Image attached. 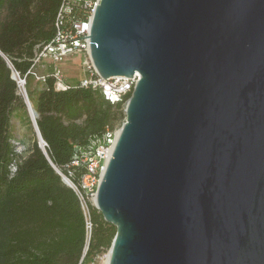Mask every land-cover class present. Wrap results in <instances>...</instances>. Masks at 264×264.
<instances>
[{"label": "water", "instance_id": "water-1", "mask_svg": "<svg viewBox=\"0 0 264 264\" xmlns=\"http://www.w3.org/2000/svg\"><path fill=\"white\" fill-rule=\"evenodd\" d=\"M89 40L102 78L140 75L97 189L107 264H264V0H99Z\"/></svg>", "mask_w": 264, "mask_h": 264}, {"label": "trees", "instance_id": "trees-1", "mask_svg": "<svg viewBox=\"0 0 264 264\" xmlns=\"http://www.w3.org/2000/svg\"><path fill=\"white\" fill-rule=\"evenodd\" d=\"M60 2L0 0V264H87L109 249L115 234V227L91 207L84 253L85 221L77 196L53 165L67 173L74 146L117 127L125 118L124 103L111 104L91 87L56 90L51 78L36 81L41 89L30 101L46 154L37 141L26 156L12 143L11 117L25 104L12 71L23 77L35 47L52 38ZM30 80L27 74L25 84Z\"/></svg>", "mask_w": 264, "mask_h": 264}, {"label": "built area", "instance_id": "built-area-1", "mask_svg": "<svg viewBox=\"0 0 264 264\" xmlns=\"http://www.w3.org/2000/svg\"><path fill=\"white\" fill-rule=\"evenodd\" d=\"M98 2L99 0H61L54 19L52 38L35 47L31 65L23 77L12 71L21 95H25L26 75L30 74L35 81L42 83L51 78L56 90L91 87L98 89L103 98L111 104L117 102L126 104L127 96L140 75L135 72L131 77L114 76L104 79L97 73L90 58V27ZM77 54L82 55L81 77L71 81L62 70V62ZM119 131L120 127L107 129L102 136L91 138L85 146H74L67 165V173L61 172L53 165L61 179L77 196L85 221L84 253L88 247L92 227L90 209L96 206L97 189ZM75 171H78L76 179Z\"/></svg>", "mask_w": 264, "mask_h": 264}, {"label": "rangeland", "instance_id": "rangeland-1", "mask_svg": "<svg viewBox=\"0 0 264 264\" xmlns=\"http://www.w3.org/2000/svg\"><path fill=\"white\" fill-rule=\"evenodd\" d=\"M5 14L2 15L4 17ZM82 61V55L77 54L74 56H70L66 58L62 62V70L65 73L74 74L76 73L79 77H81L80 65ZM70 75V76H71ZM74 81V79H70ZM25 93L28 96L29 100L31 97H34L41 89V85L36 83L35 80L28 81L27 84L24 85ZM20 92V91H19ZM21 94V93H20ZM25 98V97H24ZM31 102V101H30ZM33 107V105H32ZM125 105L122 108L123 115L124 114ZM125 118H122L117 127H120ZM10 134L12 137V143L14 144L15 151L19 153L21 156H26L28 153V148L30 147L33 141H37L34 124L30 117L27 105L24 104L23 107L18 108L12 115L10 121ZM108 253V249L105 248L94 254V256L87 262V264H102L104 261V256Z\"/></svg>", "mask_w": 264, "mask_h": 264}, {"label": "bare ground", "instance_id": "bare-ground-1", "mask_svg": "<svg viewBox=\"0 0 264 264\" xmlns=\"http://www.w3.org/2000/svg\"><path fill=\"white\" fill-rule=\"evenodd\" d=\"M24 97H25V101H26V105H27V108H28V111H29L30 117H31V119H32V122H33V124H34V128H35V115H34V113H33L32 103L30 102V100H29L28 96L26 95V93H25ZM38 140H39L40 144L42 145L43 142L41 141V139H40L39 137H38ZM108 257H109V254L107 253V254H106V257H105V259H104V261H103V264H107V262H108Z\"/></svg>", "mask_w": 264, "mask_h": 264}, {"label": "crops", "instance_id": "crops-1", "mask_svg": "<svg viewBox=\"0 0 264 264\" xmlns=\"http://www.w3.org/2000/svg\"><path fill=\"white\" fill-rule=\"evenodd\" d=\"M70 75H71V74L67 73V77H68L69 80H70V79H74V80H76V79L79 78V76H78L76 73L72 74L71 76H70Z\"/></svg>", "mask_w": 264, "mask_h": 264}]
</instances>
